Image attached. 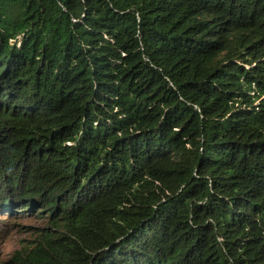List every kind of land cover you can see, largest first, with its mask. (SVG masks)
Returning a JSON list of instances; mask_svg holds the SVG:
<instances>
[{
	"label": "trees",
	"instance_id": "16d2710c",
	"mask_svg": "<svg viewBox=\"0 0 264 264\" xmlns=\"http://www.w3.org/2000/svg\"><path fill=\"white\" fill-rule=\"evenodd\" d=\"M19 215L4 264H264V0H0Z\"/></svg>",
	"mask_w": 264,
	"mask_h": 264
},
{
	"label": "rangeland",
	"instance_id": "374dc122",
	"mask_svg": "<svg viewBox=\"0 0 264 264\" xmlns=\"http://www.w3.org/2000/svg\"><path fill=\"white\" fill-rule=\"evenodd\" d=\"M0 219V264L8 262L16 250L31 248L40 227L48 224L47 219L32 215H19L12 221L6 216Z\"/></svg>",
	"mask_w": 264,
	"mask_h": 264
}]
</instances>
